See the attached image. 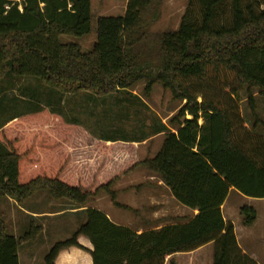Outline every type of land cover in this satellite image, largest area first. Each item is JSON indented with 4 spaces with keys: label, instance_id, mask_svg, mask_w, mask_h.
<instances>
[{
    "label": "trees",
    "instance_id": "1",
    "mask_svg": "<svg viewBox=\"0 0 264 264\" xmlns=\"http://www.w3.org/2000/svg\"><path fill=\"white\" fill-rule=\"evenodd\" d=\"M161 3L128 0L123 15L99 16L96 42L85 52L59 37L91 33V0H0V82H9L3 92L19 78L33 77L71 97L85 93L91 102L111 96L116 105L118 93L132 96L124 90L145 81L147 94L159 83L183 102L168 124H157L162 146L143 160L140 140L98 137L79 120L41 104L0 124V204L13 199L37 217L45 211L35 210L30 200L44 193L73 200V209L85 217L69 238L51 247L46 264H55L64 249L84 248L80 236L92 243L93 264H166L173 254L209 243L212 264H258L239 246L221 206L230 188L264 198V121L256 100L264 99V0H190L176 29L151 35L144 14L158 15ZM243 92L250 124L240 107ZM140 165L198 213L139 233L87 205L107 192L115 206L131 210L112 187ZM240 212L245 227L254 224V207L244 205ZM29 225L21 236L10 234L0 209V264H20V243L42 230L33 221Z\"/></svg>",
    "mask_w": 264,
    "mask_h": 264
},
{
    "label": "rangeland",
    "instance_id": "2",
    "mask_svg": "<svg viewBox=\"0 0 264 264\" xmlns=\"http://www.w3.org/2000/svg\"><path fill=\"white\" fill-rule=\"evenodd\" d=\"M126 1L91 0L93 14L91 33L82 37L60 35V42L78 43L83 51H91L97 39V18L99 16L123 15L126 10ZM189 5L190 0H162L158 15L156 10H150L144 14V19L148 22L145 27L151 35L176 29ZM8 83L7 79L0 82V91L2 92L0 97V124H3L2 122L13 112L26 111L41 104L61 112L67 119L79 120L83 127L98 137L111 140H140L139 146L137 144V152L142 160L153 157L162 146L164 135L163 133L155 134L157 124H168L169 119L183 105L182 101L174 99L171 91L159 83L154 84L150 93L147 94L145 81H138L132 87L124 90L130 91L132 96L123 92L118 93V98L115 100L118 106L110 101L111 96H97L98 98L91 102L87 101L88 96L85 93L71 97L69 94L45 86L39 79L33 77L19 78L14 87L3 92ZM242 99L243 101L240 103L242 114L250 124L252 123L251 111L244 101V92ZM256 100L257 114L264 121V99L257 95ZM111 110H115L117 113L115 121L111 119L114 114ZM112 124L115 126L112 127ZM82 133L80 130L76 131L74 135L78 137ZM145 136H147L146 143L145 140L141 141ZM0 143L5 147L3 142L0 141ZM144 169L146 167L140 166L135 172L125 176L121 185L129 186L143 183L145 180L140 177L141 171ZM117 188L118 186L112 187L113 190H117ZM128 193L119 194L118 201L130 205ZM143 201L145 199L141 200V202ZM249 201L254 205L256 204L252 200H245L244 202L248 204ZM30 204L35 205V210L48 212L49 216L41 220L37 217H31L27 214L28 211L13 199H3L0 209L4 213L10 234L23 235L30 230L31 221L36 226H42V230L37 233L35 239L20 243L18 254L20 264H46L45 259L51 247L56 242L69 238L85 217L81 212L73 209L76 203L70 199H50L41 193L32 198ZM87 205L94 208L101 207L116 220L126 222L129 219L139 220L130 211L115 206L107 192H102L99 196L91 198ZM213 250V245H211L196 254H180L169 258L166 264H171V262L172 264H212Z\"/></svg>",
    "mask_w": 264,
    "mask_h": 264
},
{
    "label": "crops",
    "instance_id": "3",
    "mask_svg": "<svg viewBox=\"0 0 264 264\" xmlns=\"http://www.w3.org/2000/svg\"><path fill=\"white\" fill-rule=\"evenodd\" d=\"M187 117H190V115ZM200 123H202V120H200ZM146 142L147 138L145 139V143ZM140 143L141 142H137L138 146ZM138 167L117 179L113 186H118L117 190H114L117 193V199L119 194H127L129 192L128 194L131 204L125 205L131 208V210L128 211L138 217L139 220L129 219L127 222L116 220L101 207H96L105 212L114 223L128 226L140 233L149 228H160L163 225L174 223L173 217H178L181 221L185 222L198 213V209H192L178 202L163 180L147 168L141 171L140 178L145 180L143 183H140L139 185L122 186L121 182L123 178L128 174L135 172ZM142 199H145V201L141 202ZM245 200H252L256 204L254 205L251 201H249L250 203L245 204ZM244 205L254 207L257 212L256 221L249 227H245L242 223L243 216L241 215L240 210ZM221 208L224 218L234 223L237 241L243 252L256 260L258 264H264V198L248 197L235 188H230L229 194ZM35 215L41 220L42 218L48 217L49 213L43 212ZM78 240L84 248L72 246L62 250L57 257L55 264H93L92 256L90 254V251L93 249L92 243L85 236H80ZM211 245L213 244H206L205 246L188 253H176L169 256L168 259L180 254H196Z\"/></svg>",
    "mask_w": 264,
    "mask_h": 264
}]
</instances>
